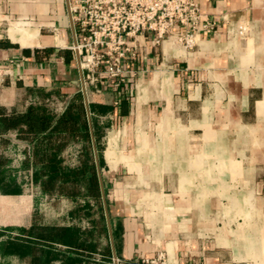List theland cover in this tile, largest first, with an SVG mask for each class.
<instances>
[{
	"label": "crops",
	"instance_id": "obj_1",
	"mask_svg": "<svg viewBox=\"0 0 264 264\" xmlns=\"http://www.w3.org/2000/svg\"><path fill=\"white\" fill-rule=\"evenodd\" d=\"M198 3L190 45L174 36L147 47L121 91L126 115L116 92L86 87L89 108H113L95 116L108 129L101 170L121 264L160 253L166 264H264V0ZM75 41L67 0H0V105L63 112L83 93ZM10 136L0 151L19 143L26 157L28 143ZM26 201L15 218L33 239L16 242V261L88 264L92 251L39 238L44 227L70 224Z\"/></svg>",
	"mask_w": 264,
	"mask_h": 264
},
{
	"label": "trees",
	"instance_id": "obj_2",
	"mask_svg": "<svg viewBox=\"0 0 264 264\" xmlns=\"http://www.w3.org/2000/svg\"><path fill=\"white\" fill-rule=\"evenodd\" d=\"M11 45L10 42H6ZM123 87L116 90L117 113L126 115L130 97L121 95ZM111 106L90 104L92 127L100 152V165H103V157L100 147L103 137V127L99 125L96 114L104 115L111 111ZM16 133L19 140L28 143V151L25 162L34 169L33 180L45 194L79 197L85 189L86 196L92 199L101 198V188L94 155H92V134L89 122L88 110L82 91L76 93L68 102L61 113L50 110L49 106H30L25 111L8 109L0 105V143L8 146L11 143V133ZM82 143L83 150L79 153V164L76 167H67L64 164L63 153L74 143ZM7 159L0 158V163H6ZM105 183V181H104ZM106 193L108 188L105 183ZM87 204L84 207L88 208ZM101 209L103 205L101 204ZM105 216H100L96 222V234L86 236L85 242L79 238L72 227H44L39 233V238L53 242H64L71 246H78L87 251L102 250L103 232L106 231ZM98 232V233H97ZM114 238L117 237V228L113 226ZM89 240V242H87ZM12 246L15 240H11ZM30 243L31 241H26ZM111 256L110 246L103 253ZM96 261H93V264ZM101 264H111L110 261H97ZM91 262L88 261V264Z\"/></svg>",
	"mask_w": 264,
	"mask_h": 264
},
{
	"label": "built area",
	"instance_id": "obj_3",
	"mask_svg": "<svg viewBox=\"0 0 264 264\" xmlns=\"http://www.w3.org/2000/svg\"><path fill=\"white\" fill-rule=\"evenodd\" d=\"M69 5L72 49L80 54L86 87L114 92L141 71L148 46L159 48L174 36L190 45L201 16L198 0H69ZM145 263L166 261L160 253Z\"/></svg>",
	"mask_w": 264,
	"mask_h": 264
},
{
	"label": "rangeland",
	"instance_id": "obj_4",
	"mask_svg": "<svg viewBox=\"0 0 264 264\" xmlns=\"http://www.w3.org/2000/svg\"><path fill=\"white\" fill-rule=\"evenodd\" d=\"M49 108L57 112L56 108H58V104L49 106ZM105 127L107 126L104 125ZM104 128L103 137L108 130H104ZM103 137L100 142L102 151L106 148ZM82 147L83 144L78 142L66 149L63 153V158L64 164L67 167H76L79 164V153L83 150ZM24 150L25 148L21 147L19 143H13L10 148L0 151V158L10 159V162L6 166L0 167V264H19L14 257L16 242H19V240L32 241L33 239V236L27 233V228L17 225L19 219L15 218L17 207L21 209L27 203V198L30 197H33L38 204L37 209L42 208L49 212L51 223H69L70 227L77 232L82 242H85L83 238L86 236L96 234L95 224L100 216L103 217L104 214L107 229L103 232L101 239V243L103 244L102 250H93L92 253H88L87 261L107 260L111 264H114L112 253L110 257L103 254L107 246H110L111 250V240L102 196L99 199L89 198L86 196L85 189L82 190V194L79 197L75 198L45 194L33 180L34 169L30 166H25L22 162L25 158ZM92 155L95 158L94 148H92ZM94 160L96 162V159ZM87 204L90 206L85 208L84 206ZM101 204L103 205V209L100 208ZM23 211L24 214L26 212L29 214L31 206H27L26 209L23 208ZM61 211L68 212L69 218L62 219L58 217L57 213ZM11 240H15L13 241V248L9 246L10 242H12ZM119 264H121L120 260Z\"/></svg>",
	"mask_w": 264,
	"mask_h": 264
},
{
	"label": "water",
	"instance_id": "obj_5",
	"mask_svg": "<svg viewBox=\"0 0 264 264\" xmlns=\"http://www.w3.org/2000/svg\"><path fill=\"white\" fill-rule=\"evenodd\" d=\"M67 2H68L69 12H70L69 0H67ZM70 18H71L72 28L74 30V24H73V21H72L71 12H70ZM74 34H75V31H74ZM76 54H77V60H78V63H79V66H80V69H81V72H82L81 58H80V54H79V52L77 50H76ZM82 80H83V93H84L85 104H86V107H87V110H88V115H89V122H90L91 134H92V144H93V148H94V154H95V159H96L97 171H98V175H99L101 194H102V198H103V202H104L106 218H107V221H108V227H109V233H110V240H111V244H112V248H113L114 264H119V259L117 257V253H116V249H115L114 235H113L112 223H111V218H110L109 206H108V202H107L106 188H105V183H104L102 170H101V165H100L99 150L97 148L96 139H95L94 131H93V127H92L91 112H90V108H89V101H88L87 94H86V85H85V82H84L83 72H82Z\"/></svg>",
	"mask_w": 264,
	"mask_h": 264
},
{
	"label": "bare ground",
	"instance_id": "obj_6",
	"mask_svg": "<svg viewBox=\"0 0 264 264\" xmlns=\"http://www.w3.org/2000/svg\"><path fill=\"white\" fill-rule=\"evenodd\" d=\"M24 40V39H23Z\"/></svg>",
	"mask_w": 264,
	"mask_h": 264
}]
</instances>
